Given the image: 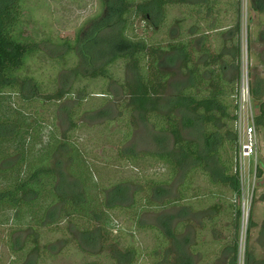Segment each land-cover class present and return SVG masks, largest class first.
Here are the masks:
<instances>
[{"label":"trees","instance_id":"obj_1","mask_svg":"<svg viewBox=\"0 0 264 264\" xmlns=\"http://www.w3.org/2000/svg\"><path fill=\"white\" fill-rule=\"evenodd\" d=\"M28 1L0 0V99L17 95L29 102L41 95L40 86L30 84L33 78H21V71L39 52L37 44L27 43L22 37ZM237 1L223 5L221 0H102L104 13L91 26V33L101 36L104 30L115 26L121 51L88 76L80 73L81 62L71 72L76 80L83 77L107 82L114 78L112 68L121 63L130 73L132 79L121 84L125 102L120 108L128 113L133 125L126 126L120 145L127 143V146L119 155L141 176L144 185L132 191L127 182L108 187L103 180L99 183L102 207L110 213L115 230L104 226L83 231L81 239L85 247L95 249L100 243L103 253L112 241L117 244L118 237L114 235L122 233L124 227L117 223L113 213L132 210L133 231L154 232L156 247L149 254H144L149 250L143 246L141 254L133 247L112 248L119 264H136L142 255L153 258L152 264H238L242 211L231 199L242 197L237 127L242 80V8ZM182 9L183 16H174L175 11ZM227 15L232 19L229 27L222 23ZM137 21L146 24L150 37L137 33ZM200 23L207 25L204 32L198 27ZM211 37L214 42L218 40L215 47L211 46ZM231 68L235 73L227 79ZM27 90L31 94H26ZM72 91L62 88L45 100L62 102ZM259 109L257 121L264 125V102ZM105 111L96 115L104 116ZM34 126L39 127L40 133L45 131L37 147H45L57 137L52 125L38 120ZM142 126L153 138L155 151L137 149ZM35 128L18 141L24 151L33 142L31 133ZM17 132V123L0 120V145ZM230 151L234 156H229ZM6 157H0V165ZM157 165L163 171H157ZM59 166L58 160L56 172H47L57 178L51 184L53 198L49 205H52L42 216L57 225L63 219L73 221L83 217L81 212L87 202L84 193L73 197L64 193L68 180ZM86 167L87 177L92 180L95 169ZM98 175L102 178L100 172ZM199 176L207 180L209 187L196 185ZM18 181L0 187V206L20 207L29 203L28 197L35 192H28V184ZM75 185L77 190L80 185L76 182ZM209 204L211 207L206 208ZM60 205L64 206L62 212ZM148 211L154 215L143 218L150 214ZM193 218H200L199 231L190 228ZM224 221L229 223L223 224ZM205 231L211 238L201 241ZM225 232L231 236L228 242L223 240ZM9 239L14 261L11 264L22 262L21 237ZM247 255L246 264H254L252 256L248 252ZM26 264L39 263L28 259Z\"/></svg>","mask_w":264,"mask_h":264},{"label":"rangeland","instance_id":"obj_2","mask_svg":"<svg viewBox=\"0 0 264 264\" xmlns=\"http://www.w3.org/2000/svg\"><path fill=\"white\" fill-rule=\"evenodd\" d=\"M227 1L230 0H221L223 5ZM239 2L242 8L243 53L239 120L246 105L249 107L250 123L257 130L258 154L257 160L251 161L249 187L242 179V197L231 199L242 211L238 264H246L247 252L252 256L254 264H258L264 261V125L262 121H257L259 106L264 102V0ZM27 7L24 12L25 23L21 27L22 37L27 43L37 44L39 52L21 71V78H33L30 84L39 85L41 95L37 100L29 102L17 95L12 99L9 95L0 99V120L18 124L17 134L1 141L0 157H7L0 165V187L21 179L28 184V192L34 190L35 193L28 197L29 203L20 207L0 206V264L14 262L11 261L12 243L9 238L17 237H21L23 242L24 258L22 262H15L16 264H26L28 259L39 264H119L118 258L111 252L113 249L133 247L141 254L142 246L149 250L144 254H149L156 247L154 232L136 234L133 231L132 210L131 213L123 210L113 213L117 223L124 229L122 233H114L118 237L117 244L112 241L103 253L100 243L93 249L85 247L81 239V233L85 230L104 226L110 230L114 228V222H110V213L102 207L103 197L97 190L102 180L106 187L127 182L132 191L144 185L141 176L136 175L138 173L119 155L127 146V143L120 145L123 133L126 126L132 123L128 113L120 108L125 102L121 84L132 79L130 73H127L121 63L112 68L114 78L107 82L83 77L76 80L75 73L71 72L81 62L80 73L88 76L118 54L121 51V44L117 39L118 28L111 26L101 36L100 33L98 36L91 33V26L97 24L104 13L102 0H29ZM184 14V9L174 12V16ZM227 16L222 22L225 27H229L232 21L231 16ZM198 27L204 32L207 25L200 23ZM135 28L138 34L151 36V31L147 30L144 22L137 21ZM211 40V46L215 47L218 40L214 42V37ZM234 73L233 68L229 69L226 78L231 79ZM179 78L183 81L182 75ZM62 88L73 90L65 100L51 103L45 100ZM30 92L31 90H27L26 94H31ZM253 92L260 99L255 98ZM103 110H106L104 116L96 115ZM38 120L48 126L52 125L57 135L45 147H37L45 133H40L39 127L35 128ZM136 120L134 117L135 123ZM237 127L238 166L241 175L239 124ZM33 128V142L28 143L27 146H30L24 151L18 141L26 137ZM136 144L138 150H156V144L146 127L139 132ZM229 156H234V152L230 151ZM58 160L61 162L59 168L67 175L68 180V184L64 185V193L72 197L81 193L87 196L86 208L81 212L83 217L73 221L63 219L59 225L51 224L42 217L46 208L52 205H49L53 198L51 184L57 178L47 172H56ZM86 166L95 169L92 180L87 177ZM155 168L163 171L160 165ZM99 172L102 178L99 177ZM134 179H139V182ZM75 182L80 185L77 190ZM196 185L209 187L202 176L197 178ZM210 204L206 208L211 207ZM63 207L60 205L61 212ZM148 212L150 214L146 213L143 218L154 215L152 211ZM57 217L59 218V212ZM222 223L227 225L229 221ZM190 228L192 231H199L200 218H193ZM222 236L225 242L231 239L228 232ZM210 238L211 234L205 231L201 241ZM152 259L142 255L136 264H152Z\"/></svg>","mask_w":264,"mask_h":264},{"label":"built area","instance_id":"obj_3","mask_svg":"<svg viewBox=\"0 0 264 264\" xmlns=\"http://www.w3.org/2000/svg\"><path fill=\"white\" fill-rule=\"evenodd\" d=\"M240 129V155H241V181L244 179L249 187L251 175V161L257 160L258 139L257 130L254 124L250 123L249 107L244 106V110L239 120ZM257 171V169H256ZM249 190V189H247Z\"/></svg>","mask_w":264,"mask_h":264}]
</instances>
